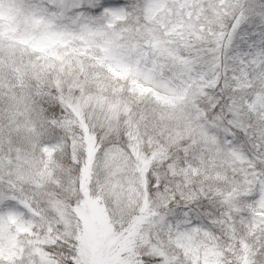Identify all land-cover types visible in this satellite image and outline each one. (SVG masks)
Returning <instances> with one entry per match:
<instances>
[{
	"label": "snow or ice",
	"instance_id": "6c2138e0",
	"mask_svg": "<svg viewBox=\"0 0 264 264\" xmlns=\"http://www.w3.org/2000/svg\"><path fill=\"white\" fill-rule=\"evenodd\" d=\"M0 264H264V0H0Z\"/></svg>",
	"mask_w": 264,
	"mask_h": 264
}]
</instances>
